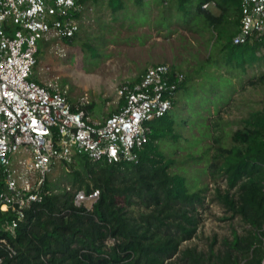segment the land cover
Here are the masks:
<instances>
[{
  "label": "trees",
  "instance_id": "16d2710c",
  "mask_svg": "<svg viewBox=\"0 0 264 264\" xmlns=\"http://www.w3.org/2000/svg\"><path fill=\"white\" fill-rule=\"evenodd\" d=\"M104 1L112 17L128 9L129 0H77L81 11L74 17L78 24L82 11L90 6L96 8ZM143 1L134 2L140 4ZM175 1L171 6L164 1L162 10L164 15L184 14L186 23L178 26L198 36L203 32L209 40L223 39L220 53L229 51L235 54L234 58H248L242 63L248 79L241 82L238 93L221 106L216 118L213 117L212 121L218 119L221 122V109L233 102L238 94L248 87H260L264 91V72L257 77L250 76L255 63H264V37L251 44H232L239 28L240 0H196L195 4L192 0ZM210 4L218 11L217 15L204 8ZM232 11L235 18L231 20ZM173 25L171 22L168 26L160 25L155 32L171 34ZM79 31L80 28L73 38L62 41L71 46ZM83 47L91 48L87 44ZM40 53L41 49H38L34 67L38 66ZM140 78L130 85L138 83ZM174 103L173 99V106ZM71 107L76 111L75 106ZM78 109L91 112L88 107ZM117 112L115 110L109 116ZM168 116L146 125L148 142L137 151L135 163H93L86 156L77 155L68 163H60L71 170L72 180L79 188L77 191L99 192L97 201L90 208L74 206L75 193L65 191L67 194L60 196L64 197L59 202L58 197L48 194L40 203H32L24 211L14 235L1 228L11 215L0 213L1 264H264V106L239 120L231 133H226L215 121L213 134L197 136L201 139L199 146L204 138L211 141V145L201 146L197 157L190 158V162L203 161V175H208L217 185L208 203H215L222 209L225 221L239 219L243 225V232L238 234L234 230L231 240H223L222 249L217 252L213 248L215 241L205 252L196 247L184 248L196 238L204 222L202 211L208 205L205 200L208 188L190 185L183 174L172 170L177 163L175 159L167 158L161 152L159 141L170 140L169 134L175 130V123ZM209 120L208 117L205 122ZM74 162H78L75 167L71 165ZM116 175H134L139 188H153L161 199L150 194L156 201L146 204L129 197L127 187L113 184ZM218 180L224 183V189L217 184ZM48 184L46 178L44 191L51 190ZM2 241L14 249L15 256L8 255Z\"/></svg>",
  "mask_w": 264,
  "mask_h": 264
},
{
  "label": "rangeland",
  "instance_id": "374dc122",
  "mask_svg": "<svg viewBox=\"0 0 264 264\" xmlns=\"http://www.w3.org/2000/svg\"><path fill=\"white\" fill-rule=\"evenodd\" d=\"M134 1L129 0L128 9L114 17L110 15L106 1L96 8L90 6L82 11L80 31L71 46L57 38L39 42L41 53L38 66L32 69L33 79L41 81L40 77H44L56 80L59 88L67 91L69 104L78 107L83 101V107L91 110V119L100 120L116 110L121 101L118 97L120 86L131 84L147 68L166 64L182 72L185 85L175 96L174 106L167 114L174 121L175 130L169 134L170 140L159 141L158 144L167 158H174L177 162L172 169L174 172L183 174L190 185H206L208 188L205 199L207 209L204 207L202 211L204 222L196 238L185 244L184 248L196 247L205 252L215 241L213 248L217 252L222 249L223 240H231L234 230L238 234L243 232V225L239 219L225 221L222 209L215 203H208L217 185L208 175H203L204 162H190V158L198 156L201 146L205 148L211 145V141L204 138L199 146L201 139L198 137L213 134L215 121L226 133H231L237 128L239 120L261 109L264 106V91L260 87H248L221 109V122L218 119L212 121L221 106L238 91L241 82L248 79V72L244 74L242 70V63L248 58H234L232 56L235 54L229 51L220 53L223 39L209 40V36L203 35V32L198 36L178 26L186 23L184 14L164 15L163 2L171 6L176 3L175 0H144L140 4ZM192 3L195 4L196 0H192ZM208 10L218 14L212 5ZM229 18H235L234 13ZM170 22L175 25L171 34L155 32V28L168 26ZM206 37L208 40H205ZM84 44L91 48H84ZM56 48L62 49V58L53 54ZM261 64H254L250 76L257 77L264 72V63ZM207 116L209 122H205ZM72 152L76 155L74 150ZM77 164L74 162L71 165L75 167ZM72 179L68 167L56 164L47 175L48 188L51 189L49 194L58 197V202L63 199L64 196L60 197L63 194H74L79 188ZM113 184L120 188L127 187L129 197L146 204L156 201L151 199L150 194L157 200L161 199L155 189L139 188L134 175H116ZM217 184L224 189L223 182L218 180Z\"/></svg>",
  "mask_w": 264,
  "mask_h": 264
},
{
  "label": "built area",
  "instance_id": "2783aa9c",
  "mask_svg": "<svg viewBox=\"0 0 264 264\" xmlns=\"http://www.w3.org/2000/svg\"><path fill=\"white\" fill-rule=\"evenodd\" d=\"M76 2L0 0V213L11 215L1 224L11 235L24 211L49 194L43 186L50 170L70 162L73 150L93 163L137 162V151L148 142L146 125L168 114L185 81L183 74L158 64L147 68L138 83L120 86L123 104L117 113L96 121L78 109L83 101L73 111L67 91L52 78L35 81L32 69L39 42L71 39L78 32L74 16L81 8ZM238 10L232 44L264 37V0H240ZM53 54L64 56L59 48ZM98 195L76 191L73 204L90 208ZM6 248L10 257L16 255L12 247Z\"/></svg>",
  "mask_w": 264,
  "mask_h": 264
},
{
  "label": "crops",
  "instance_id": "0c3cea01",
  "mask_svg": "<svg viewBox=\"0 0 264 264\" xmlns=\"http://www.w3.org/2000/svg\"><path fill=\"white\" fill-rule=\"evenodd\" d=\"M171 68H172V67H171ZM172 70H173L174 72H179V71L174 70L173 68H172ZM43 78H44V77H43ZM44 79H45V78H44ZM40 80L42 81V77H40ZM35 81H36V80H35ZM41 81H39L40 84H41ZM179 89H180V88H179ZM177 93H179V91H178ZM176 95H177V94H176ZM122 104H123V102H122ZM119 109H120V106H119V104H118L116 110L119 111ZM94 120H96V119H94ZM101 120H103V119L96 120V121H101Z\"/></svg>",
  "mask_w": 264,
  "mask_h": 264
}]
</instances>
